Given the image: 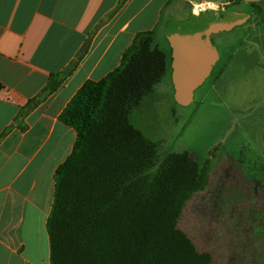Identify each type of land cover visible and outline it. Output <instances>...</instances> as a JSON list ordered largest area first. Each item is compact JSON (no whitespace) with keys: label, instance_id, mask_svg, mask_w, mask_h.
<instances>
[{"label":"trees","instance_id":"obj_1","mask_svg":"<svg viewBox=\"0 0 264 264\" xmlns=\"http://www.w3.org/2000/svg\"><path fill=\"white\" fill-rule=\"evenodd\" d=\"M261 3L249 5L261 10ZM226 12L191 15L187 24ZM79 59L51 74L20 108L14 121L20 131L26 130L21 119L60 88ZM170 63L171 49L159 47L154 30L138 32L120 64L100 80L85 81L58 116L76 138L54 173L46 221L49 264H211L210 255L199 253L177 227L185 203L209 189L208 164L199 166L188 152L161 150L131 123L133 111L171 73ZM245 232L236 241L246 249L264 242ZM254 263L264 264V254Z\"/></svg>","mask_w":264,"mask_h":264},{"label":"crops","instance_id":"obj_2","mask_svg":"<svg viewBox=\"0 0 264 264\" xmlns=\"http://www.w3.org/2000/svg\"><path fill=\"white\" fill-rule=\"evenodd\" d=\"M210 5L220 9L202 8ZM177 7L184 10L181 17L173 15ZM260 7L227 0H0V264H49L46 221L54 173L76 138L58 116L85 81L100 80L115 69L138 32L154 30L158 40L165 38L163 49H171L165 34L189 27L191 15H247L244 23L223 35L238 31L236 39L242 41L256 32L260 39ZM233 41L219 45L217 62L223 56L232 61L228 49ZM79 56L60 88L21 119L26 130L20 131L14 125L20 108L46 86L51 74ZM169 77L171 81V73ZM171 86L173 91L172 81Z\"/></svg>","mask_w":264,"mask_h":264},{"label":"rangeland","instance_id":"obj_3","mask_svg":"<svg viewBox=\"0 0 264 264\" xmlns=\"http://www.w3.org/2000/svg\"><path fill=\"white\" fill-rule=\"evenodd\" d=\"M207 7L220 9L202 6ZM175 9L173 15L181 17L184 10ZM239 35L215 36L217 43L234 39L228 49L232 61L220 59L189 106L173 100L167 72L131 115L133 126L161 150L188 152L199 166L208 164L209 189L185 203L177 227L199 253L210 255L211 264H251L264 254V242L246 249L236 241L246 230L264 236V34L242 41ZM164 43L162 36L159 47Z\"/></svg>","mask_w":264,"mask_h":264},{"label":"water","instance_id":"obj_4","mask_svg":"<svg viewBox=\"0 0 264 264\" xmlns=\"http://www.w3.org/2000/svg\"><path fill=\"white\" fill-rule=\"evenodd\" d=\"M257 3L264 0H241ZM247 15L230 12L211 20L203 21L165 34L171 46V81L173 100L179 106H189L195 91L210 76L219 60V49L214 44V35L231 31L245 22Z\"/></svg>","mask_w":264,"mask_h":264},{"label":"flooded vegetation","instance_id":"obj_5","mask_svg":"<svg viewBox=\"0 0 264 264\" xmlns=\"http://www.w3.org/2000/svg\"><path fill=\"white\" fill-rule=\"evenodd\" d=\"M222 34H224V33H220V34L214 35L213 38H212L214 44L217 45L218 49H219V45H220L222 42L217 43L216 40H215V36L222 35ZM219 53H220V50H219ZM217 63H218V62H217ZM217 63L215 64V66H214L213 70L211 71V74H210V76H209L208 78H210V77L215 73V67H216ZM219 76H221V74L219 75V73H218V76H217V77H219ZM208 78H207V79H208ZM207 79H206V80H207Z\"/></svg>","mask_w":264,"mask_h":264}]
</instances>
